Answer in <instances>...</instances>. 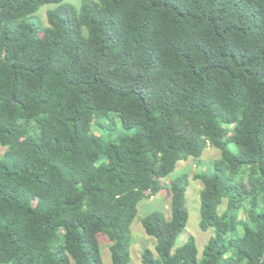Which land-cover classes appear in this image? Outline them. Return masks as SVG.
Instances as JSON below:
<instances>
[{
  "label": "trees",
  "instance_id": "1",
  "mask_svg": "<svg viewBox=\"0 0 264 264\" xmlns=\"http://www.w3.org/2000/svg\"><path fill=\"white\" fill-rule=\"evenodd\" d=\"M104 117L135 133L106 141ZM0 144V264H104L99 233L129 264L139 203L209 147L193 179L214 235L201 255L194 237L176 246V174L170 217L141 218V260L264 264V0H0Z\"/></svg>",
  "mask_w": 264,
  "mask_h": 264
},
{
  "label": "rangeland",
  "instance_id": "2",
  "mask_svg": "<svg viewBox=\"0 0 264 264\" xmlns=\"http://www.w3.org/2000/svg\"><path fill=\"white\" fill-rule=\"evenodd\" d=\"M83 0H65L75 4L77 7L81 4ZM57 7V4L50 3L46 4L40 8V10L32 15L30 18L36 20L37 16L44 23H47V11ZM102 124L106 123V129L103 126L97 129L93 124V130L95 133L103 134L106 141H109L111 137L127 132L129 134H134V128H126L123 126L122 121L119 118H115L111 121L108 117L101 119ZM113 126V132L110 134L108 126ZM229 148L233 152H237L236 146L234 144H229ZM6 150L5 146L0 144V156ZM220 156V149L209 147L204 150L201 157L193 158L190 157L187 160L179 161L175 171L169 175L167 178L162 179L165 188L161 190L158 194L146 197L138 205V214L131 225V234L133 243L130 247L131 258L129 264H143L141 260V253L144 248L150 247L154 248L155 239L149 236L141 223V218L152 211H162L167 217H170V203H171V192L166 187L171 176L180 174L182 172H188L190 175V184L188 185L187 191L185 193V205L188 210V221L184 230L179 234L176 240V246L183 244L190 237H194L198 246L199 254L201 255L204 246L208 242L209 238L214 235V229L209 228L207 230H202L199 226L200 221V190L203 187L201 180L193 179L194 174L202 171L211 172L213 161ZM226 201L221 205V210L225 207ZM98 238L101 244V253L104 264H112V259L110 255L109 245L110 240L104 233H99Z\"/></svg>",
  "mask_w": 264,
  "mask_h": 264
}]
</instances>
